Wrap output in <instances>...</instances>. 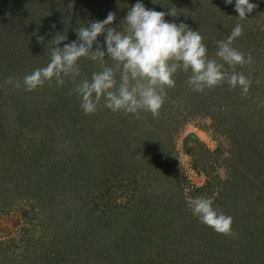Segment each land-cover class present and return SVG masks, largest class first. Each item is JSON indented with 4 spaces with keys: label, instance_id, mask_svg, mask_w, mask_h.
<instances>
[{
    "label": "rangeland",
    "instance_id": "374dc122",
    "mask_svg": "<svg viewBox=\"0 0 264 264\" xmlns=\"http://www.w3.org/2000/svg\"><path fill=\"white\" fill-rule=\"evenodd\" d=\"M200 1L202 9H206L209 14L205 13V17L209 18L206 23H214L206 41L209 44L207 54L210 59L224 63L216 56L217 41L226 40L238 23L243 26V35L235 39L232 46L246 57L251 54L252 63L243 67L237 65L235 68L224 63V70L243 73L250 78V89L245 96L239 86L230 88L225 82L214 89H205L203 93L195 92L187 83L191 72L178 71L176 74L183 77L182 83L178 87L175 85L166 89V99L158 117L154 118L147 111H140L139 119L136 115L125 114L123 111H109L110 115L101 114L93 128L94 133L92 132L100 135L97 145H94V154L98 160L94 166L86 168V172L93 175L77 186H73L74 181L70 182L64 189V202L59 204L66 209L64 212L77 211L82 214L83 222L89 224L88 236L95 238L100 234L107 246L108 241L121 232V228L125 231L132 230L129 213L130 218L142 220L147 229L157 233L160 223L162 231L167 218L165 205L170 206L173 202L178 203L189 218H192L184 235L182 229L185 227L176 228L181 229L180 233L183 235L181 243L176 246L177 250L182 248V254L172 253L176 260L183 257L182 260L187 262L190 258H200L206 252V256L215 261L220 254H213L211 251L220 246L218 251L227 255L230 248L225 242L232 239L240 243L249 242L250 246L257 244L259 255L264 250V238L256 237L254 232L255 236H251L249 229L248 232L243 231L246 236H239L242 224L246 223L239 215L248 200V184L251 182L252 186L254 184L257 187L263 170L258 165L264 157V0H249L250 3L257 4V8L246 14L243 20L238 17L233 5L224 2L221 4L222 8L216 5L219 9H215L211 0ZM136 2L137 0H0V32L6 22L12 27L11 30L7 29L6 35L18 32L16 24L20 25L21 19L17 18L27 8L26 5L34 8L25 15L29 26H32L31 34L48 31L49 23L52 24L48 20L53 15L55 19V15L59 13L60 17L65 15L67 19H73L74 31L80 26L77 21L87 27L89 22L102 21L109 12H114L117 30L124 31L123 20ZM141 2L147 9L155 11L172 9L178 13L188 9L184 0ZM14 35L18 36L16 33ZM0 38V43L5 44L0 45V107L9 112V125H4V133L0 136V264H69L70 259L73 264H84L91 263L92 252L99 253L94 258L99 262L102 260L103 264L136 263L140 253L136 252L133 257L134 251H129L121 258V250L111 246L103 253L88 245L86 251L80 249L81 252L71 258L68 256L70 254L62 252L65 245L57 241L59 235L63 236L62 229L54 228L49 212L46 214L50 210L49 206L46 207L48 198L43 195L37 199L31 197L25 191L23 183L15 186L20 177L10 174L17 163L11 164L9 158L14 157V153L19 150L16 144L23 140L24 145L27 143L35 146L36 138L42 133L37 131L36 137H30L32 131L27 128L20 131V120L16 117L19 109L26 108L25 112L36 110L35 107L30 108L28 100L25 101V91L22 96L15 90V81H21L28 75L29 67L23 68L16 61H10L14 55L12 44L5 40L4 35ZM98 40L103 43L104 37L101 35ZM105 59L106 66L115 67V61L107 59V56ZM78 62L79 69L85 76H92L94 72L102 70L97 61L86 62L85 65L80 64L81 60ZM116 78L119 81V72ZM47 95V99L51 98ZM101 101L100 104L104 105L103 98ZM62 137V134H57L59 142ZM64 139L71 140L75 143V148H78L83 138L69 135ZM149 141L155 144L153 149L149 146ZM65 149L76 150L69 145ZM149 151L151 154L147 153ZM58 159L62 160L61 157ZM250 167L252 172L248 173ZM71 168L68 165L66 169ZM67 195H70V199L66 198ZM199 196L211 197L213 207L233 217L234 236L218 234L193 216L189 202ZM56 199L58 202L59 198ZM136 205L140 211L129 209ZM95 225H98L96 233ZM143 256L146 263L150 264L149 258L154 257V252H145ZM227 257L229 256H226V260L230 259L228 263L232 264L230 262L233 258ZM256 257L259 259V256ZM256 261L253 259L250 264H257ZM99 262L95 264H100Z\"/></svg>",
    "mask_w": 264,
    "mask_h": 264
},
{
    "label": "trees",
    "instance_id": "16d2710c",
    "mask_svg": "<svg viewBox=\"0 0 264 264\" xmlns=\"http://www.w3.org/2000/svg\"><path fill=\"white\" fill-rule=\"evenodd\" d=\"M184 2L187 3V11L175 12V17L166 15L165 20L176 24L185 23L193 31H199L200 35L204 38L203 43L208 48L209 44L206 43V41H208L210 37V29L214 24L213 21L206 23L209 18L205 17V13L209 16L208 11L202 9L200 0H184ZM224 2L225 0H211V4L213 3V5H218L221 8ZM229 5H233V9H235V0ZM26 7L27 8L20 13L21 16L17 18L21 19L20 25L16 24L18 32H14L18 34V36L11 32L6 35L8 33L7 29L11 30L12 28L7 22L3 23V33L0 32V36L4 35L5 40H8V43L12 44V54L14 55L13 59H10V61H16L23 66V68H27L25 66H28L29 68L27 71L29 75L33 70L43 68L50 62L51 50L53 48L52 39L57 33L67 35L68 37L67 41L59 45L60 47H63V43H70L77 40V36L75 29L72 31V28L75 26L73 19H67L65 15L60 17V13L55 15V19L53 15L48 20V22H52V24L49 23L48 31L43 30V32H33L31 34L32 26H29V20L26 19L25 15L31 13L34 8H29L28 5H26ZM214 8L217 9L218 7L216 6ZM168 10L170 11L171 9H166L164 12L167 13ZM38 20L42 23L40 19ZM52 25H55V27L53 28ZM109 26L117 29L115 21ZM215 28H217V25H215ZM39 37H43V40H39ZM15 40H18L16 44H14ZM1 43V46L5 45ZM93 48L95 49V46H93ZM9 57L10 55L6 58ZM213 58H215V55ZM80 60L81 65H85L86 62L92 63V60L87 58H81ZM0 68L2 67L0 66ZM91 77L92 76H85V73H81L80 70V75L76 77L75 83H73L70 78L65 77V84L61 87H57L56 81L53 79L51 86L46 82L42 87L34 91H27L25 89L23 79L19 81V87L16 86L17 81H15V90L17 94L24 96L23 94L27 93L24 97L25 101L28 100L27 103H31V109H34V107L36 108V110L32 112H25V107H23L25 109H19L16 117L18 121L20 120V131L22 129L24 131L27 128L29 131H32L30 137H36L37 131H41L42 135L36 138L37 142H34L35 146L27 145V143L24 145L23 140L16 144L19 150L14 153V157L9 159L11 164H13L12 162H16L17 165L14 164L10 174L20 177L19 180L16 181L15 186L23 183L25 191L29 193L31 197H36L37 199V197L41 198V195H43L48 198L49 202L46 207L49 206L50 210L46 211V214L49 212V217L53 221L54 228L57 227V229H62L61 234L63 236L59 235L57 237V241L65 245L64 247L62 246L64 249L62 252L70 254L68 256L74 258L79 254L80 249L86 251L88 245L93 246V248L95 247L96 250L103 253L111 246L116 250H121V258H124L129 251L130 253L134 251L132 254L133 257L136 252L140 253V255H138L139 260L134 264H148L146 263V258L143 256L145 252H154V257L149 258L150 264H206L209 259L208 264H229L228 262L230 259L226 260V256H229L227 258H233L230 262L232 264H250L253 259L257 260V264H264V250L263 252L261 250L260 252L262 253L259 255L257 244L250 246L248 244L249 242L240 243L237 242L236 239L225 242L230 248V252H228L227 255L218 251L221 249L220 246L217 250L213 249L211 251L213 254H220L218 258H215V261L214 258L212 259L206 256V252H204L202 254L203 256L201 255L200 258L194 256L195 259L190 258L187 262L182 260L184 259L183 257L176 260L172 253L179 252L182 254V248L177 250L176 246L181 243L184 230L187 231L192 219L191 217L189 218V215L183 208H180L178 203L172 202L170 206L165 205L164 210H166L165 213L167 218H165L164 223L162 222L164 224L162 226V231L160 230V223L158 224V233L155 232V230L147 229V226L145 227L143 225L144 222L142 223V220L135 219L136 217L130 218L129 213V223L131 224L132 230L125 231L121 228V232L118 233L115 238L113 236V238L108 241L109 246L104 244L103 237L99 236L100 234L95 238H90L88 236L87 228L89 224L83 222L82 214L77 211L71 213H69V211L64 212L66 209L59 203L64 202L63 198L64 195H66L64 189L67 188V185L72 181H74L73 186L80 185L83 181L85 182L84 179L90 176L92 177L93 175V173L90 174L86 172V168L94 166L96 160H98L94 154V151H96L94 145H97V139H100V135L93 134V128L97 125V120L101 117V114L110 115L109 111H111L104 105H101L102 103L98 105V110L95 114L86 115L82 110L81 97L74 92L73 89L84 79L91 81ZM182 78L183 77H179L175 74L174 79L176 87L181 85ZM47 94H49L51 98L47 99ZM8 116L9 112L0 107V136L4 133V125H9ZM30 124H32V127ZM99 130L101 131V129ZM57 134L63 135V140L61 139L60 142L57 139ZM69 135H78L82 137L84 141L83 139L82 142L77 141L81 145L79 144L78 148H75V143L71 140L64 139L65 137H69ZM62 142H64V144H62ZM149 143V146L151 145L153 149L155 144L151 141H149ZM21 145L24 146L21 147ZM68 145L76 150L65 149ZM147 153L151 154L150 151ZM262 155L264 156V152ZM58 157H61L62 160H59ZM67 164L72 166L71 170L66 169L68 167ZM258 164H256V166ZM258 166L260 170L263 169L260 172L262 176L259 178L260 182L257 187L254 184L252 186V184H250L251 182L248 184L249 188L246 194V199L248 200H246L244 207L240 211L241 214L239 215L246 223L242 224L239 236H246V233L243 231L248 232L249 229L251 236H255L253 234L254 232L256 233V237L264 238V157H262L260 165ZM38 167H42V169ZM247 171L251 173V167ZM32 176H34V178ZM56 198H59L58 202ZM66 198L70 199V195H67ZM58 205H60V207H58ZM129 209L131 211H140L138 205L131 206ZM134 213L137 212L134 211ZM242 219H240V221ZM149 225L150 224H148V226ZM97 226L98 225L94 226L95 233ZM177 227H185V229H182L183 235L180 233L182 230H177ZM57 233L60 232L57 231ZM81 254L84 255L83 252ZM92 255L93 257H90L91 263L95 264V262H99L94 258V256L99 255V253L92 252ZM256 256H259V259ZM93 260H95V262ZM86 263L87 262L84 264ZM91 263L88 262L87 264ZM99 263L103 264V261L101 260ZM69 264H73L72 259H70Z\"/></svg>",
    "mask_w": 264,
    "mask_h": 264
},
{
    "label": "clouds",
    "instance_id": "9594fccd",
    "mask_svg": "<svg viewBox=\"0 0 264 264\" xmlns=\"http://www.w3.org/2000/svg\"><path fill=\"white\" fill-rule=\"evenodd\" d=\"M225 3L232 4L233 0ZM256 8L257 4L249 0H235V11L241 20ZM166 15L175 17L176 13L172 9L167 13L147 9L137 0L121 22L124 31L109 26L116 20L114 12H109L102 21L89 22L87 27L77 21L80 25L75 29L77 40L60 47L68 37L57 33L52 39L50 62L23 77L25 89L34 91L46 82L51 86L53 79L61 87L65 77L75 83L80 75L78 61L87 58L99 62L102 70L94 72L91 81L84 79L73 89L81 97V108L86 115L95 114L103 98L104 106L113 112L123 111L139 119V112L147 111L158 117L166 89L175 87L174 76L178 71L191 72L187 83L195 92L203 93L227 82L230 88L239 86L246 96L251 79L243 73L224 70V63L232 68L252 63L251 54L246 57L232 46L243 35V26L238 23L226 40L217 41L216 56L224 62L218 63L208 57L199 31H193L185 23L167 22ZM101 35L103 43L98 40ZM105 56L116 62L115 67L106 66ZM16 86H20L19 81ZM213 204L211 197L199 196L190 200L189 207L193 216L216 233L234 236L233 217L218 211Z\"/></svg>",
    "mask_w": 264,
    "mask_h": 264
}]
</instances>
